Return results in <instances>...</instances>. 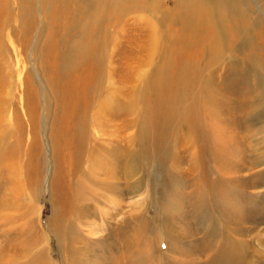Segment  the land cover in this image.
<instances>
[{"label":"rangeland","instance_id":"obj_1","mask_svg":"<svg viewBox=\"0 0 264 264\" xmlns=\"http://www.w3.org/2000/svg\"><path fill=\"white\" fill-rule=\"evenodd\" d=\"M205 1L0 0V264H264V0Z\"/></svg>","mask_w":264,"mask_h":264},{"label":"bare ground","instance_id":"obj_2","mask_svg":"<svg viewBox=\"0 0 264 264\" xmlns=\"http://www.w3.org/2000/svg\"><path fill=\"white\" fill-rule=\"evenodd\" d=\"M123 1H125L126 3H128L127 1L128 0H117V2L118 3H120V4H122L121 2H123ZM135 1V0H134ZM208 2H206L208 5H211V4H216V8L218 9H225V10H227V11H229V14H230V16H232V17H236V18H238V20L239 19H241L242 21L243 20H245V18H247V19H249V17L245 14V13H243L241 10H240V3H239V1L237 2L236 0H207ZM124 3V2H123ZM125 3V4H126ZM130 3V2H129ZM132 3V2H131ZM264 3V2H263ZM124 4V5H125ZM193 4H195V5H193ZM193 4H188V7L191 9V10H193V12L199 17L198 19L200 20V19H205V22H207V23H214V22H216L215 21V16H214V13H212V11H209V10H205L204 9V4H203V2L201 3V5H199L197 2H193ZM123 5V4H122ZM127 5V4H126ZM213 14V15H212ZM92 16V15H91ZM95 19V18H94ZM182 20V19H181ZM240 20V21H241ZM183 22V21H182ZM221 20H218V22H217V24L221 27L222 25H221ZM229 22V21H228ZM2 24V23H1ZM3 25V24H2ZM183 25H184V23H183ZM197 25V24H196ZM88 28V27H87ZM194 28H195V25H193V27L190 29V30H194ZM208 28V27H207ZM2 30V29H1ZM85 30H86V27H85ZM189 30V31H190ZM3 32V31H2ZM87 32V31H86ZM93 33V32H92ZM95 33V32H94ZM93 33V34H94ZM0 34H1V31H0ZM89 34V33H88ZM95 39V38H94ZM96 40V39H95ZM98 41V40H97ZM92 42V41H91ZM104 42V41H103ZM84 44H85V39H84V42L82 41L81 43H80V46H81V48L83 49L85 46H84ZM94 44V43H93ZM88 45V44H87ZM99 45V44H98ZM104 45V44H103ZM89 46V45H88ZM79 48V47H78ZM93 48V47H92ZM91 48V49H92ZM96 49H98L97 47H95ZM101 48V47H100ZM105 48V47H104ZM87 49V48H86ZM94 49V48H93ZM95 49V50H96ZM89 50H90V48H89ZM99 50V49H98ZM102 50V49H101ZM85 51V50H84ZM94 51V50H93ZM79 52V51H78ZM82 52V51H81ZM97 53H98V51H96ZM88 53V52H87ZM93 53V52H92ZM95 53V52H94ZM97 53H96V55H97ZM76 54V53H75ZM102 54V53H101ZM104 54V53H103ZM77 55V54H76ZM80 55H82V54H80ZM88 55V54H87ZM87 55H86V57H87ZM94 56V55H93ZM98 56V55H97ZM80 58V57H79ZM88 59L87 60H90L89 58L90 57H87ZM95 58V57H94ZM78 59V58H77ZM81 59H82V57H81ZM98 58H96V60H97ZM101 60V59H100ZM100 60H98V61H100ZM103 60V59H102ZM86 62V61H85ZM91 62L93 63V62H95V61H93V60H91ZM91 64V63H90ZM95 65V64H94ZM80 67V66H79ZM94 67V66H93ZM1 86V85H0ZM172 97V96H171ZM174 99V98H173ZM167 100V99H166ZM169 100V99H168ZM172 101V100H171ZM168 102V101H167ZM166 102V103H167ZM178 103V102H177ZM158 107V106H157ZM157 107H156V109H157ZM158 110V109H157ZM111 111V110H110ZM156 111V110H155ZM163 111V110H162ZM165 111V110H164ZM85 112V111H84ZM158 112H160V110L158 111ZM165 113V112H164ZM173 113H174V111H173ZM79 114V113H78ZM81 114V113H80ZM113 115V114H112ZM79 116V115H78ZM82 116V115H81ZM88 116V115H87ZM117 116V115H116ZM157 117V116H156ZM164 117V116H163ZM81 118V117H80ZM165 118V117H164ZM114 119V118H113ZM161 119V118H160ZM159 119V120H160ZM78 120V119H77ZM163 120V119H162ZM82 121H83V119H82ZM79 123V122H78ZM84 123V122H83ZM80 124V123H79ZM80 125H82V124H80ZM118 125V124H117ZM133 125V124H132ZM87 126V125H86ZM115 127H117V126H115ZM114 127V128H115ZM160 127V126H159ZM131 128V127H130ZM119 129V128H118ZM127 129V128H126ZM114 131V130H113ZM116 132H117V130H116ZM126 147V146H125ZM127 149V148H126ZM211 154V153H210ZM215 157V156H214ZM114 159V158H113ZM244 208V207H243ZM243 244V243H242ZM169 245H171V243H169ZM243 247V246H242ZM236 249V248H235ZM237 249H239V248H237ZM236 249V250H237ZM241 249V248H240ZM233 251V250H232ZM242 251V250H241ZM244 252V251H243ZM233 254V253H232ZM234 255V254H233ZM232 255V256H233ZM237 257V256H236ZM244 259V258H243ZM234 261V260H233ZM243 261V260H242Z\"/></svg>","mask_w":264,"mask_h":264}]
</instances>
